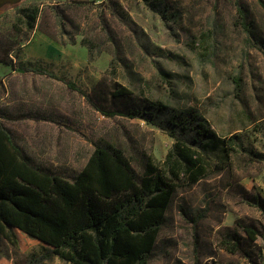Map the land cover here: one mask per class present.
Here are the masks:
<instances>
[{
	"label": "rangeland",
	"instance_id": "1",
	"mask_svg": "<svg viewBox=\"0 0 264 264\" xmlns=\"http://www.w3.org/2000/svg\"><path fill=\"white\" fill-rule=\"evenodd\" d=\"M0 44L10 62L0 63V122L65 179L95 145L119 147L140 174L175 141L167 127L91 104L122 110L116 88L205 119L215 172L174 192L147 264H253L220 244L245 226L264 254V215L249 202L264 198V0H22L0 8ZM196 136L180 137L200 149ZM0 254V264H70L32 239L0 238Z\"/></svg>",
	"mask_w": 264,
	"mask_h": 264
},
{
	"label": "trees",
	"instance_id": "2",
	"mask_svg": "<svg viewBox=\"0 0 264 264\" xmlns=\"http://www.w3.org/2000/svg\"><path fill=\"white\" fill-rule=\"evenodd\" d=\"M36 14L32 9L30 28ZM0 63L10 62L0 56ZM66 84L75 88L72 82ZM132 95L124 86L113 91L112 97L126 99L122 110L90 102L103 115L139 117L169 129L175 141L165 158L146 157L140 174L119 147L107 143L95 145L76 177L65 179L33 165L0 122V238L16 248L26 239L38 241L70 264H147L174 192L215 170L204 141L208 137L205 119L193 109L180 111ZM193 130L200 149L180 137ZM258 156L264 160V154ZM249 202L264 215V198L256 194ZM243 232L245 237L230 234L220 244L259 264L262 248L252 243L259 232L251 226Z\"/></svg>",
	"mask_w": 264,
	"mask_h": 264
},
{
	"label": "water",
	"instance_id": "3",
	"mask_svg": "<svg viewBox=\"0 0 264 264\" xmlns=\"http://www.w3.org/2000/svg\"><path fill=\"white\" fill-rule=\"evenodd\" d=\"M22 0H0V8H3L6 5H16Z\"/></svg>",
	"mask_w": 264,
	"mask_h": 264
},
{
	"label": "crops",
	"instance_id": "4",
	"mask_svg": "<svg viewBox=\"0 0 264 264\" xmlns=\"http://www.w3.org/2000/svg\"><path fill=\"white\" fill-rule=\"evenodd\" d=\"M15 144L20 148V150L25 154V156H27V157H29L30 158V161H31V163L33 164V165H36L35 163H33V158L29 155V154H27L26 152H25V149L18 143V142H16L15 141ZM37 166H41V165H37ZM42 167V166H41ZM42 168H44V167H42Z\"/></svg>",
	"mask_w": 264,
	"mask_h": 264
},
{
	"label": "built area",
	"instance_id": "5",
	"mask_svg": "<svg viewBox=\"0 0 264 264\" xmlns=\"http://www.w3.org/2000/svg\"><path fill=\"white\" fill-rule=\"evenodd\" d=\"M259 264H264V254L261 256V260H260V263Z\"/></svg>",
	"mask_w": 264,
	"mask_h": 264
}]
</instances>
